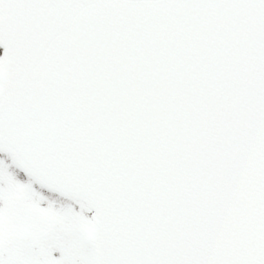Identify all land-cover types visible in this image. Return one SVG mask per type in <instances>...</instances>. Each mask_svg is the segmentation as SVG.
<instances>
[{
    "label": "snow or ice",
    "instance_id": "1",
    "mask_svg": "<svg viewBox=\"0 0 264 264\" xmlns=\"http://www.w3.org/2000/svg\"><path fill=\"white\" fill-rule=\"evenodd\" d=\"M0 264H264V0H0Z\"/></svg>",
    "mask_w": 264,
    "mask_h": 264
}]
</instances>
